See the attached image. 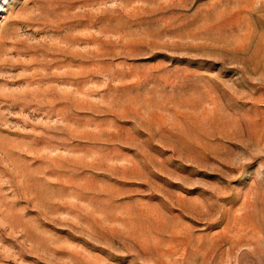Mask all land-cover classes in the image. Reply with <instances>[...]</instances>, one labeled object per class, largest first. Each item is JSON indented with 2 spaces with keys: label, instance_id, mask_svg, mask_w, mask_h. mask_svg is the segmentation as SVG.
Segmentation results:
<instances>
[{
  "label": "rangeland",
  "instance_id": "rangeland-1",
  "mask_svg": "<svg viewBox=\"0 0 264 264\" xmlns=\"http://www.w3.org/2000/svg\"><path fill=\"white\" fill-rule=\"evenodd\" d=\"M0 264H264V0H0Z\"/></svg>",
  "mask_w": 264,
  "mask_h": 264
}]
</instances>
